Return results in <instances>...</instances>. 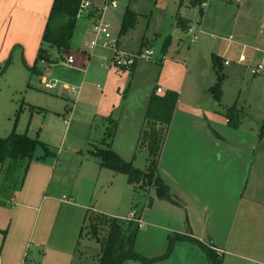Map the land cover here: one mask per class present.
I'll use <instances>...</instances> for the list:
<instances>
[{
	"label": "crops",
	"instance_id": "0c3cea01",
	"mask_svg": "<svg viewBox=\"0 0 264 264\" xmlns=\"http://www.w3.org/2000/svg\"><path fill=\"white\" fill-rule=\"evenodd\" d=\"M221 1L228 3L227 0ZM53 2L54 0H0V137H4L16 129L19 133L27 132L29 136L40 140L46 144L47 149L56 150V154L52 150V155L44 156V147H37L36 151L40 149V152L34 153V158L24 173L20 187L16 184L14 189L6 190L8 188L6 186L4 190H0V264H26L27 261H30L31 264L64 263L63 260L67 259L65 256L75 252L80 230L85 227L86 221L92 218L90 216L99 214L113 217L109 208H112L115 203V196L111 191L115 182L121 184L124 178L128 182L124 173H117L108 167L101 166L99 160L92 153L97 149L105 148L104 140L106 139L113 152L135 166L134 153L138 150L143 153L147 152L145 146H138L137 138L120 134L119 128L116 126L112 137H106L113 127V120L109 116L108 119L111 120H108L109 126L107 124L102 133L99 146L88 150L92 159L84 155L80 157L81 159L73 169L74 175L70 176L63 171L65 167L60 166L59 160L55 157L57 152L62 153L60 149L62 135L57 132V128L51 126L50 120L44 116L41 118L39 115L41 110L40 112L37 110L38 107L32 103L33 101L26 102L32 112L29 119H23L22 123L18 122L17 124L11 118L10 111L14 109L12 107V91L16 92L24 85L22 81L26 76H29V81L33 77H37L42 87L44 80H57L48 79L46 74L51 71L55 72L60 57L66 60L68 55H72L74 63L71 67L77 73V81L79 82L81 77L87 82V77L95 65L93 59L99 58L100 53L107 57V48L99 47L89 50L88 44L92 34L87 23H84L85 28L83 27L80 32L84 34L89 32V40L83 41L79 33L81 44L74 48L70 41L71 46L67 52L43 42L42 36L48 25ZM236 4L238 7H242L244 0L240 3L236 2ZM195 6H190L188 0H162L161 2L156 0L154 4L155 16H162L161 22L167 21L172 25L169 29L171 32L164 34L161 52L166 53L171 47L168 45L176 42L177 38L180 40H177L176 44H180L181 35L186 34V30L191 24L194 27L203 25L207 8L202 11L201 7L200 9ZM130 11L136 16L142 14L138 7ZM196 15H199L200 20L196 18ZM75 28L71 40L75 34ZM241 29L242 35L238 37L232 31L233 29L230 30L228 37L225 38L227 44L224 51L227 52L231 45H238L241 46L238 55L247 50L250 54L249 52L246 54L244 52V54L248 61L249 59L254 60L255 55H258L261 60L263 57L260 49L264 50V33L260 30L257 33L249 34ZM157 35L161 36V33ZM142 40L139 48L148 45L144 38ZM254 48L257 49L254 50ZM196 52L197 49L193 50V55ZM234 56L232 55V59H236ZM6 62L8 64L5 66ZM237 63L244 64L245 62H240L237 56ZM106 66L99 67L104 72L102 74L104 77L112 79L115 74L120 72H105ZM134 67L135 65L130 68ZM61 81H59L60 86L56 87L59 88L60 93H56V95L60 100L67 101L63 106V111L66 113L69 111V118L65 119L62 116V122L68 128L69 119H72L73 111L82 95L81 92L90 90V87L86 86L81 89L84 82L73 85L75 81ZM29 86L33 87L32 83L29 82ZM220 91L222 92L221 88ZM200 105H193L181 96V92L178 94V103L173 111V118L167 129L166 140L160 153L157 174L168 184L170 192L177 197L179 204H173L167 199H159L154 192L153 198L145 201L141 212H139V215L143 216V220L145 215L147 218H145V226L142 228L143 238L150 246L157 247L159 250L161 248L163 251L169 238L173 237L172 232L177 235L183 234L187 238L178 241L175 246L178 243H187L185 247L192 245V247L201 250L189 239L195 238L211 248L218 256L219 253L215 249L219 252L222 251L223 254L219 256L221 264H242L240 259L247 261L248 264H264V201L255 203L253 211L243 208V205L237 202L231 205L228 211V207L224 203L225 198L221 197L222 194L226 196L231 187L229 193L238 194L241 202L244 191L250 183L252 169L255 174L253 176L254 186L257 191L259 190L260 177L262 180L264 172L260 174L261 172H256L257 169H254L258 159V154H256L258 140L247 138L241 142L228 139L219 132L221 128L218 129V125L233 130H237L240 125L237 128L231 127L229 115L225 118L226 125L223 122L217 124V122L209 121L208 116L203 115L205 113H199ZM109 106V104H105V101L102 102L101 107L104 110L102 111L104 115H107ZM200 110V112L204 111L202 108ZM47 111L52 110L46 109L45 112ZM53 111L55 113V110ZM96 112L95 108L92 109L91 116L95 117ZM212 112L217 114L214 108ZM54 123V127H56V122L54 121ZM263 138L264 136H260L259 142H263ZM53 157L57 161L56 159L52 160ZM261 157L264 158L262 152ZM82 159L84 160L82 161ZM226 160H228L227 166ZM58 168H60L61 174H57ZM136 168L143 170L139 167ZM85 182L87 185L89 183L94 185L91 189L83 191ZM128 184L131 185L129 182ZM143 185L145 184L134 186L140 187L141 191L152 188L150 186L145 188ZM152 189L154 191V188ZM122 190L124 194L123 187ZM239 209H241L240 214H238ZM240 218H252L255 223L251 235L255 242V252H241L240 254L231 248V244L240 242L242 238L239 239V236L243 234L242 232L246 235L251 233L249 227H245L242 232L232 230L233 225ZM29 251L32 252L30 255ZM163 253L148 254H151L150 257H157ZM171 256L163 261L170 260ZM163 261L156 263L163 264Z\"/></svg>",
	"mask_w": 264,
	"mask_h": 264
},
{
	"label": "rangeland",
	"instance_id": "374dc122",
	"mask_svg": "<svg viewBox=\"0 0 264 264\" xmlns=\"http://www.w3.org/2000/svg\"><path fill=\"white\" fill-rule=\"evenodd\" d=\"M157 1L161 2L162 0ZM203 1L205 0H188L190 6L196 5L198 8H200V3ZM227 1L228 3L222 2L221 0H210L208 7H206L205 22L202 25L203 32L197 37L195 43L191 42V36L192 32L197 29V26L192 31H189L188 29L192 27L191 24L187 28L186 34L181 35L182 40L180 44H176L180 38H175L176 42L168 45L171 47H169L166 53H163L161 52V45L164 41V34L171 32L169 29L172 25L167 21L161 22L160 19L162 16H155L154 4L156 0H117L118 7L116 9H108L105 12V20L111 24L112 37L119 42L118 48L129 54H138V52L152 50L153 54L151 58H138L134 64L135 69L118 68L113 63L112 57L114 53L112 50L104 48L106 49L107 57L100 53L99 58L93 59L95 65L87 77L88 81L86 82V80L80 77L78 82L77 73L71 67L73 65L60 57L55 72H48L46 74L47 78L57 79V81H75L73 85H79L81 82H84L81 89L86 86L90 87V90L82 91L79 101H76V108L73 111L72 119H69L68 128L62 122V116L65 119L69 118V111L68 113L63 111V106H65L67 101L64 99L60 100L57 97L56 93H60L59 88L47 89L45 87L43 88V86L41 87L37 77H33L29 81V76H26L22 81L24 85L16 92L12 91V107L14 109L10 111L11 118L17 124L18 122L22 123L23 119H29L32 112L26 102L33 101L32 103L38 107L37 110L39 112L41 110L39 113L41 118L44 116L50 120L51 126L57 128V132L62 135L60 138L62 140V145L60 146L62 153L59 154L57 152L55 157L59 160L60 166L65 167L63 171L73 176V169L81 159L80 157L84 155L90 159L88 150H92L94 146H99V140H101L108 120H113L112 126L118 127L120 134L122 133L130 138H137L139 142L140 133L146 124L145 114L151 95H163L167 90H172L178 94L181 92V96L186 101H190L193 105L197 106L201 104L200 106L202 107L199 106L198 111L199 113H205L203 115L205 117L208 116L209 121L217 122V124L223 122L226 125L225 118L228 115L239 117L240 126L237 130L227 129L225 126L220 127L218 125V129H222L219 132L232 141L239 140L243 142L247 138H255L258 140V151L256 152L258 159L255 162L254 169H257L256 172L258 171L262 174L264 172V158L261 157V152L264 153V141L259 142V132L264 120V73L252 75L249 67L251 66L250 63L255 64L260 57L255 55V58L253 57L254 60L249 59L250 63L245 62L244 64H239L237 63V56L241 46L231 45L227 52L224 51V48L227 44L225 38L228 37L231 29H233L232 31L237 37L242 35L241 28L242 31L248 32L249 34L257 33L260 30L264 33V0H244V6L242 7H238L236 2L232 3L229 0ZM137 7L142 14L140 16L135 15L136 22L133 26L135 28H129L125 31L126 33H122L120 29L124 12L127 8L131 10ZM149 15L150 19L148 20ZM198 17L199 15H196V18ZM76 20L77 27L71 40L74 48L81 44V38L83 41L89 40L90 38L89 32L85 34L80 32L83 27L85 28L84 23L89 24V27H91L89 18L79 17ZM158 33H161V36H158ZM143 38L148 45L139 48L143 42ZM87 49L89 48L87 47ZM195 49H197V52L193 55V50ZM89 50H92V48ZM244 52L246 54L249 51L245 50ZM232 55H235L234 58L236 59H232ZM222 56L226 60H231L230 63L225 64V59L221 58ZM216 57L219 58V61L217 60L215 65ZM104 65H107L105 72H120L115 74V77L112 79L104 77L102 75L104 72L99 68ZM219 74L223 76L219 84V88L222 89V92L219 90L220 98L216 97L217 94L214 91ZM28 81L30 84L32 83L33 87H28ZM159 87L162 91L158 93L157 88ZM221 93H223L222 96ZM193 98L195 100H192ZM103 101H105L106 105H110L107 115L102 113L104 111L101 107ZM45 108L51 109L52 111L45 112ZM94 108L97 110L95 117L91 116L90 113ZM200 108L204 111L200 112ZM213 108L217 111V114L212 112ZM53 110H55V113H53ZM109 116L111 119H108ZM54 121L56 122V127H54ZM166 134L165 137L163 136L164 138L158 151L159 159L161 158L160 153L166 140ZM69 146L73 147L68 148ZM53 151L56 154V150L54 149ZM39 152L40 149L35 154ZM134 154L135 166L145 170L148 165L147 152L143 153L138 150ZM56 158L53 157L51 159L55 160ZM225 162L227 166L228 160ZM19 166L17 165L13 173L11 172L12 170L8 173L5 181L0 180V190H4L6 186L8 187L6 190L14 189L15 185L19 183L22 177V170ZM57 174H61L60 168H58ZM251 174L250 183L244 191L241 202L239 201L240 196L238 194L233 195L229 193L231 187L226 196L222 194L221 197L222 199L225 198L224 203L227 205L228 211L231 208L230 206L236 202L242 204L243 208L253 211L256 206L255 203L264 201V176L262 180L260 177L259 190L257 191L253 182V176L255 175L253 169ZM141 184L146 183L142 182ZM93 185L92 183L87 185L85 182L83 191L91 189ZM129 185L124 178L121 184L115 182L114 188L112 190L110 189L113 196H115V203L112 205V208H109L111 211L110 214L113 216L112 218L123 219L124 217L127 219L126 217L130 211L136 212L139 215L145 201L151 199V197L153 198V189L146 188L149 185H143L146 188L144 191H141L140 187L134 186L133 184ZM122 187L125 190L124 194ZM240 211L241 209L238 210V214H240ZM145 216L144 220L146 222L147 218ZM90 217L92 218L88 219L85 227L80 230L79 242L75 247V252L72 255L65 256L67 259H62L65 264L98 263L102 245L107 237L106 235L112 218L99 214H93ZM252 220V218H240L234 225L232 224V230L234 232H242L245 227H249L251 232L249 235L242 232L243 234L239 236V239L242 238L240 242L231 244L234 252H239L240 254L241 252H255V242L251 236L255 223ZM122 226V235L128 238L127 228L125 225ZM144 226L145 224L135 234L136 238L133 243V250L142 257H150L149 255L151 254L148 253H163L167 246L162 251L161 248L159 250V248L152 247L146 243L143 238L144 235H142V228ZM171 234L173 236L176 235L173 232ZM186 244L178 243V245L174 246L173 251L175 253H172L173 251L171 253L175 255L173 256L171 254L172 256H170L172 258L170 260L167 259L165 262L163 261V264H212L211 259L202 248L201 250L196 249L192 245L185 247ZM215 251L219 253V256L223 254L222 251L219 252L216 249ZM146 252L147 254H145ZM31 253L29 251V255ZM240 260L242 264H248L247 261ZM26 264L31 263L27 261ZM123 264L158 263H145L140 259H128Z\"/></svg>",
	"mask_w": 264,
	"mask_h": 264
},
{
	"label": "trees",
	"instance_id": "16d2710c",
	"mask_svg": "<svg viewBox=\"0 0 264 264\" xmlns=\"http://www.w3.org/2000/svg\"><path fill=\"white\" fill-rule=\"evenodd\" d=\"M79 1L80 0H54V5L47 22L48 25L42 36L43 42H47L63 52L69 50L71 46V37L76 25V14L79 9ZM122 21L120 31L124 32L135 25V14L129 9H126ZM40 55L41 54H39V56ZM40 59L39 57V60ZM218 59L217 57L215 58V65ZM7 64L6 62L4 65L6 66ZM220 75L221 74L218 75V82L214 90L218 98H220L219 84L223 79L222 75ZM150 98L145 114L146 124L140 133L138 145L145 146L147 150L148 165L146 170H139L131 162L120 158L108 146L109 143L106 139L104 140L106 147L97 149L92 155L99 160L101 166L108 167L117 173H124L129 183L138 185L145 182V185L154 188L155 195H157L159 199L163 198L169 200L173 204H179L177 197L170 192L168 184L157 174L159 164L158 151L162 139L165 137L166 131L172 121V114L178 103V93L167 90L163 95L156 96L153 94ZM239 122L238 116L229 115V125L231 127L237 128ZM113 131L114 127L106 137L111 138ZM263 133L264 120L259 132L260 136H263ZM37 147H44V156L53 154L52 150L47 149L48 147L46 144L29 136L27 132L19 133L13 129L6 136L0 137V180L5 181L8 173L11 170L13 173L17 165H20L19 167H21L22 170V177L18 183V187H20L23 182L24 173L34 158ZM122 225H125L127 228L128 238L122 235ZM138 229L137 222L133 220L112 218L97 264H123L124 261L128 259H140L145 263L161 262L172 254L171 252L178 241L187 238L183 234H176L169 238L167 248L163 255L157 257H142L133 250V243L136 238L135 234ZM189 239L207 253L212 264H221L220 257L211 248L207 247V245L202 242L200 243L195 238Z\"/></svg>",
	"mask_w": 264,
	"mask_h": 264
},
{
	"label": "built area",
	"instance_id": "2783aa9c",
	"mask_svg": "<svg viewBox=\"0 0 264 264\" xmlns=\"http://www.w3.org/2000/svg\"><path fill=\"white\" fill-rule=\"evenodd\" d=\"M230 2H238L240 3L242 0H229ZM210 0H205L201 2L200 7L204 10ZM79 9L76 14V18L86 17L91 21V34L92 37L89 40V48H107L112 50L114 56L112 57L113 63L118 68H130L132 67L138 58L141 59H150L153 52L152 50H145L143 52H138V54H129L125 51H122L118 48V42L116 39L112 37L111 26L108 21L105 20L104 14L108 9H116L118 7L117 0H80L79 1ZM194 26L190 27L188 30L192 31ZM203 32L202 26L198 25L197 29L192 32L191 42L195 43L197 37L200 33ZM257 48H254V50ZM262 59L257 60L255 64H250V73L252 75L264 73V50H261ZM238 59L240 62H249L244 52H241L238 55ZM69 64H73V56L68 55L66 60ZM225 64H229L228 60H225ZM43 86L47 89H55L60 86V82L57 80H44ZM71 89V87H68ZM74 89V88H72ZM74 91V90H73ZM161 88H157V92L159 93ZM68 122V120H65ZM128 220H133L137 222L138 227H142L144 224L143 216L136 215L135 212L130 211L126 217Z\"/></svg>",
	"mask_w": 264,
	"mask_h": 264
}]
</instances>
